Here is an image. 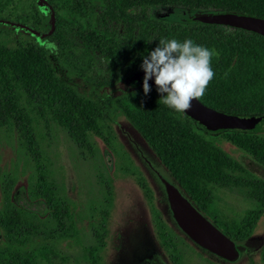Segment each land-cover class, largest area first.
I'll list each match as a JSON object with an SVG mask.
<instances>
[{
    "label": "trees",
    "instance_id": "16d2710c",
    "mask_svg": "<svg viewBox=\"0 0 264 264\" xmlns=\"http://www.w3.org/2000/svg\"><path fill=\"white\" fill-rule=\"evenodd\" d=\"M155 7L200 14L184 22L168 21L153 15ZM249 18L264 19V0H0V127L16 132L30 165L29 174L15 172L0 179V264H39L31 237L46 239L42 258L64 241L81 242L71 202L42 163L41 123L61 128L80 148L98 137L115 152L111 125L122 118L140 134L163 171L160 181L198 200L205 195L206 182L230 180V171L236 170L239 183L248 181L264 207V180L203 134L216 132L166 107L152 80L147 95L143 78L128 92L111 93L129 76L144 75L142 55L160 39L190 38L219 53L211 62L215 76L197 99L228 115L264 116V37L242 29ZM50 43L57 47L55 54ZM217 133L264 168L259 133ZM19 175L26 176L24 198L15 191ZM141 176L137 183L144 196L149 203L153 197L160 209L166 200L155 198ZM110 201L94 231L90 259L106 245L100 231L110 216ZM170 239L162 231L164 247L171 246Z\"/></svg>",
    "mask_w": 264,
    "mask_h": 264
},
{
    "label": "rangeland",
    "instance_id": "374dc122",
    "mask_svg": "<svg viewBox=\"0 0 264 264\" xmlns=\"http://www.w3.org/2000/svg\"><path fill=\"white\" fill-rule=\"evenodd\" d=\"M152 12L158 19L175 22H184L200 14L182 8L164 7H155ZM142 78L141 73L129 76L113 88L112 95L128 92ZM111 126L116 139L113 145L115 152L98 137H90L89 146L80 148L56 125L50 124L46 127L41 123L38 127V137L43 150L42 163L48 165L52 178L70 200L81 236L79 245L73 242V239L64 241L56 248H52L53 253L47 252L46 258L41 256L47 245L46 239L31 237L37 245L36 255L40 258L39 264H142L148 258L158 260L175 258V255H171L173 253L171 249H165L162 240H159L162 231L167 234L165 230L159 228L166 229L168 224L174 231L171 227L174 223L168 208L163 202L160 209L153 201L149 203L137 183V180H142L143 175L145 179L159 187V177H162L163 171L140 134L126 120L118 118ZM203 134L233 160L241 163L246 170L264 180V168L227 142L221 133ZM259 134L264 138V132ZM23 171L29 174L30 165L26 166L25 158L20 152L16 132L0 127V179L8 174L15 172L20 174ZM19 176L15 191L24 198L26 176ZM107 198L111 199L110 216L104 232L100 231V234H105L106 245L103 249L99 247L93 259H90L87 253L95 244L94 231L100 221V214L103 209H108V205H105ZM45 214L44 212L43 215ZM176 228L181 230L178 226ZM225 236L231 239L230 235ZM252 238L254 242L249 241V250L257 249L264 244V215L259 220ZM179 249L184 253L185 264L204 263L203 255L190 246L180 245ZM203 250L213 258H221L215 259L223 263L231 261L202 248ZM240 254H243L241 250ZM168 255H171L170 259ZM97 256H101V260L98 261ZM146 263H156V260L150 259Z\"/></svg>",
    "mask_w": 264,
    "mask_h": 264
},
{
    "label": "flooded vegetation",
    "instance_id": "af4514ba",
    "mask_svg": "<svg viewBox=\"0 0 264 264\" xmlns=\"http://www.w3.org/2000/svg\"><path fill=\"white\" fill-rule=\"evenodd\" d=\"M237 173L236 170L230 171V180L206 182L205 188L202 190V193L205 195L202 199L199 198L198 200L191 198L188 193L180 192L176 188L181 196H183L205 220L211 223L224 235H230V240L236 253V257L233 260L223 263V261H219L221 258L219 259V257L214 256L219 260L215 259L204 253L205 251H202L201 247L199 248V246L193 242L191 243V240H189L190 238L176 228L177 225L173 220L168 203L165 182L159 181L160 186L156 187L149 180L148 183L156 196L155 198L162 196L164 201L166 200L164 206L168 208L169 215L174 222V226H171L174 231L169 228L168 224L166 225V236L171 238L170 240L172 243L171 246L168 245L164 248L171 249L170 251L173 252L171 255H175V258H171V255H168V258H171L170 260L165 258L164 260L148 258L145 262H142V264H147L146 261L150 259L156 260V263L151 264H185L184 253L182 249H179L180 245L184 247L190 246V248H193L197 253L203 255V264H264V244L261 246L258 244L259 248L257 249H248L249 241L254 242L252 238L254 230L259 220L264 215V207H262L260 202L262 199L253 195L252 188L245 184L248 183V181L239 183ZM171 185L174 186L173 184ZM151 200L154 201L153 197ZM255 216L257 220L254 225L253 219ZM173 233L176 234V236ZM240 250L243 254H240Z\"/></svg>",
    "mask_w": 264,
    "mask_h": 264
},
{
    "label": "clouds",
    "instance_id": "9594fccd",
    "mask_svg": "<svg viewBox=\"0 0 264 264\" xmlns=\"http://www.w3.org/2000/svg\"><path fill=\"white\" fill-rule=\"evenodd\" d=\"M48 48L52 54L57 51L55 43L48 44ZM218 55L215 49L190 38L160 39L157 46L141 58L143 93L147 95L152 90L149 85L152 80L166 107L176 113L189 109L192 100L203 95L214 78L211 62Z\"/></svg>",
    "mask_w": 264,
    "mask_h": 264
},
{
    "label": "water",
    "instance_id": "95a60500",
    "mask_svg": "<svg viewBox=\"0 0 264 264\" xmlns=\"http://www.w3.org/2000/svg\"><path fill=\"white\" fill-rule=\"evenodd\" d=\"M244 30L264 37V19L249 18L241 23ZM207 130L218 132L223 130H242L254 133L264 132V116L242 118L218 112L197 98L191 107L183 111ZM168 203L176 225L194 243L222 258L233 260L236 257L232 242L205 220L191 204L181 196L177 189L165 182Z\"/></svg>",
    "mask_w": 264,
    "mask_h": 264
}]
</instances>
